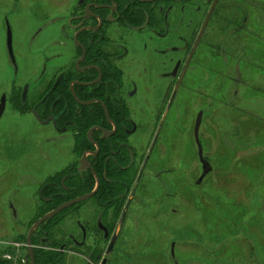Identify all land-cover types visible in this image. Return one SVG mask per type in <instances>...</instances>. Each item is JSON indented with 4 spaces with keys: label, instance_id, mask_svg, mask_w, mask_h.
Instances as JSON below:
<instances>
[{
    "label": "flooded vegetation",
    "instance_id": "flooded-vegetation-1",
    "mask_svg": "<svg viewBox=\"0 0 264 264\" xmlns=\"http://www.w3.org/2000/svg\"><path fill=\"white\" fill-rule=\"evenodd\" d=\"M252 10L243 0H73L37 26L29 39L37 41L36 60L20 68L8 56L12 77L1 119H31L51 135L28 138L37 142V158L27 161L8 201L13 220L26 226L18 235L24 246L11 244L2 263L31 264L29 230L68 202L32 232L34 264H140L143 221L166 224L168 264L264 263L260 241L248 239L242 254L222 249V219L237 216L223 214L220 193L206 200L221 188L206 189L208 175L199 182L201 163L191 177L173 144L199 113L202 139L207 111L199 105L209 95L198 92L190 116L192 73L211 58L221 34L250 35ZM237 204L229 203L233 211ZM190 222L203 232H190ZM191 239L215 240L214 248Z\"/></svg>",
    "mask_w": 264,
    "mask_h": 264
},
{
    "label": "rangeland",
    "instance_id": "rangeland-1",
    "mask_svg": "<svg viewBox=\"0 0 264 264\" xmlns=\"http://www.w3.org/2000/svg\"><path fill=\"white\" fill-rule=\"evenodd\" d=\"M71 1L73 0H0V97L7 95V82L12 77L5 42V19L12 29L13 54L19 67L23 68L27 59L30 62L36 60L38 44L37 41L31 44L29 39L37 26H41L44 19H52L58 12L62 13ZM244 1L253 7L246 16L250 35L247 37V33L243 31L239 33L241 38L234 39L228 33L227 36L221 34L211 58L208 56L203 61L202 69L198 67L190 80L191 91L195 92L190 97V116L198 107V92L200 95H209L199 105V108L205 106L207 111L200 129L203 133L200 143L203 157L213 171L208 173L202 183L206 185V189L207 185H215L221 191L213 193L212 190L211 195L206 192V200L217 199L220 193V199L225 203L223 214L237 216V221L222 219L223 237L218 241L222 249L227 250V254L246 253L248 237L252 234L255 242L264 243V0ZM240 16L241 13L236 14V18ZM223 54L228 58L227 64L218 60L219 57L223 59ZM220 72L222 79L214 77ZM233 79L238 80L237 85L231 82ZM234 92L237 93L235 101L232 96ZM241 122L244 124L242 127ZM191 124L190 118V125L180 134L181 139L173 141V144L174 152L182 159V163L183 160L186 162L190 176L194 177V174H198L200 162L196 141L191 138V130L194 129ZM49 135L51 133L47 126H41L31 119L5 116L0 121V256L8 255L5 251L11 250L13 244L16 245L13 246L14 249L24 246V240L18 235L25 233L26 226L13 220L8 209L9 195L15 187L12 184L23 178L20 174L23 168H27V161L37 158L36 149H33L37 142L28 144V138L35 141L34 137ZM24 156H27L26 161H22ZM13 169L15 174L11 172ZM18 190L21 193V189ZM230 201L238 202L237 212L229 205ZM258 210L261 211L259 215ZM252 215L255 217L244 222ZM242 216L245 217L241 218ZM160 219H164L163 216ZM140 226V264H168V245L171 239L165 233L166 224L154 225L143 221ZM189 231L199 234L203 232L199 222H190ZM11 236L17 240H7L6 237ZM189 242L200 243L209 252L214 248L215 240L191 239ZM190 246L195 247L192 244ZM198 248L193 250L197 251ZM178 258L184 260L182 254H178ZM235 264L246 263L236 261Z\"/></svg>",
    "mask_w": 264,
    "mask_h": 264
},
{
    "label": "water",
    "instance_id": "water-1",
    "mask_svg": "<svg viewBox=\"0 0 264 264\" xmlns=\"http://www.w3.org/2000/svg\"><path fill=\"white\" fill-rule=\"evenodd\" d=\"M5 28H6V50L8 53L9 58L11 59V61L14 63V54H13V49H12V31H11V27L9 25V22L7 19H5ZM5 106H6V96L3 94L0 97V120L1 117L3 116V113L5 111ZM201 117L202 114L199 113L196 121H195V125H194V138L197 144V155H198V159L199 162L202 165V175L201 178L199 180V182L206 176L208 175V173L211 170V165L204 159L203 157V150H202V146L201 143L199 142L198 139V132H199V128L201 125ZM87 197H84L80 200L86 199ZM73 202H68L66 204L61 205L60 207H58L57 209H55L53 211V213L51 212L50 214L44 216L43 218H40L29 230L28 232V236H27V247H28V251H29V256H30V260H31V264H34V259H33V251L31 248V241H30V237L33 234L32 232L36 231L37 228L44 223L46 220H48L49 218H53V216H55L56 214H58L59 212H61L62 210H64L65 208L69 207L70 205H72ZM263 212H264V200H263Z\"/></svg>",
    "mask_w": 264,
    "mask_h": 264
},
{
    "label": "trees",
    "instance_id": "trees-1",
    "mask_svg": "<svg viewBox=\"0 0 264 264\" xmlns=\"http://www.w3.org/2000/svg\"><path fill=\"white\" fill-rule=\"evenodd\" d=\"M262 45H264V43L262 42ZM244 124L241 122V127L243 126ZM235 211H238V209H235ZM248 211V210H247ZM246 211V212H247ZM245 216H242L241 218H244ZM235 218V217H234ZM241 218H240V220L239 221H241ZM250 219V218H249ZM249 219H247V220H245L244 222H247V221H249ZM238 223V222H237ZM254 234H257V233H254ZM263 234H264V229H263ZM253 235V234H252ZM252 235H250L249 237H248V239H252V240H254L253 239V236ZM251 241V240H250ZM0 264H6V263H2L1 261H0Z\"/></svg>",
    "mask_w": 264,
    "mask_h": 264
}]
</instances>
